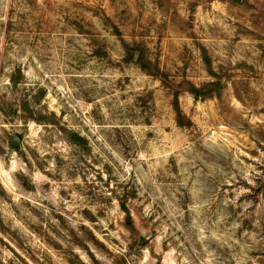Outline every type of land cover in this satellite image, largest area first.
<instances>
[{
    "label": "rangeland",
    "instance_id": "374dc122",
    "mask_svg": "<svg viewBox=\"0 0 264 264\" xmlns=\"http://www.w3.org/2000/svg\"><path fill=\"white\" fill-rule=\"evenodd\" d=\"M263 193L264 0H0V264H264Z\"/></svg>",
    "mask_w": 264,
    "mask_h": 264
},
{
    "label": "trees",
    "instance_id": "16d2710c",
    "mask_svg": "<svg viewBox=\"0 0 264 264\" xmlns=\"http://www.w3.org/2000/svg\"><path fill=\"white\" fill-rule=\"evenodd\" d=\"M224 1V0H221ZM234 1V0H228ZM239 1V0H235ZM115 33L118 34L117 30L115 29ZM122 47L124 49L125 53V58L124 62L125 63H134L136 64L141 71L144 73L156 77L161 84L168 90H170L171 95H172V101H171V107L173 109V112L175 114V121L178 127H184L187 126L189 122H183V116L179 108V103H178V97L180 93H187L191 95V97L194 100H205V99H211L212 97L218 98L220 95V89H221V81L219 77H217L216 74H213L212 69H211V62L208 56L206 55V52L204 49H202L201 52V57L202 61L204 63V66L206 68V71L208 74L213 78L211 82L205 83L204 85L200 87H195L192 85L190 82L183 80L179 82L176 86H172L169 84L166 76L164 74L159 73L158 68L153 65V67H150V62L146 59L143 51L139 49L137 46H129L126 44L123 40H121ZM134 57L136 59L134 60ZM153 69V71H151ZM70 142L73 144L81 145L83 140L79 138L78 136L71 135L70 136ZM122 211L125 214V220H124V225L125 228L131 232L134 236H136V232L134 231V228L132 227V220L129 215L128 210L122 205Z\"/></svg>",
    "mask_w": 264,
    "mask_h": 264
},
{
    "label": "water",
    "instance_id": "95a60500",
    "mask_svg": "<svg viewBox=\"0 0 264 264\" xmlns=\"http://www.w3.org/2000/svg\"><path fill=\"white\" fill-rule=\"evenodd\" d=\"M262 211H263V215H264V193H263V197H262Z\"/></svg>",
    "mask_w": 264,
    "mask_h": 264
}]
</instances>
